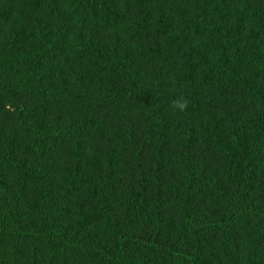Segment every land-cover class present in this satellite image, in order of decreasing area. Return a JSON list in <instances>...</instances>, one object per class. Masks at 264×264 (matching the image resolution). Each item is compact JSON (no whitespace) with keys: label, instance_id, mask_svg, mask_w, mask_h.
I'll list each match as a JSON object with an SVG mask.
<instances>
[{"label":"trees","instance_id":"16d2710c","mask_svg":"<svg viewBox=\"0 0 264 264\" xmlns=\"http://www.w3.org/2000/svg\"><path fill=\"white\" fill-rule=\"evenodd\" d=\"M0 264H264V0H0Z\"/></svg>","mask_w":264,"mask_h":264},{"label":"clouds","instance_id":"9594fccd","mask_svg":"<svg viewBox=\"0 0 264 264\" xmlns=\"http://www.w3.org/2000/svg\"><path fill=\"white\" fill-rule=\"evenodd\" d=\"M184 106H185V105H184L183 103H178V104H177V107H179L180 109H183Z\"/></svg>","mask_w":264,"mask_h":264}]
</instances>
